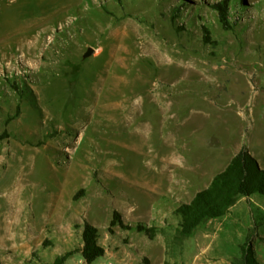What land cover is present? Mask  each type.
Wrapping results in <instances>:
<instances>
[{
  "label": "rangeland",
  "instance_id": "rangeland-1",
  "mask_svg": "<svg viewBox=\"0 0 264 264\" xmlns=\"http://www.w3.org/2000/svg\"><path fill=\"white\" fill-rule=\"evenodd\" d=\"M223 1L0 0V264H52L86 221L93 264H231L248 234L264 263L258 194L177 236L242 145L264 168V0H228L231 27Z\"/></svg>",
  "mask_w": 264,
  "mask_h": 264
},
{
  "label": "trees",
  "instance_id": "trees-1",
  "mask_svg": "<svg viewBox=\"0 0 264 264\" xmlns=\"http://www.w3.org/2000/svg\"><path fill=\"white\" fill-rule=\"evenodd\" d=\"M219 17L226 27L229 21V2L225 0L215 6ZM258 194L264 198V168L244 144L230 159L226 167L215 174L207 187L199 190L188 202H181L175 209L180 217L177 236L189 238L193 232L208 220L225 216L242 199ZM124 230H134L153 239L157 228L143 222L127 223L118 211H114L109 230L112 226ZM101 230L98 226L85 222L82 229V245L55 258L52 264H65L75 253L81 255L85 264H93L107 254V248L101 242ZM231 264H262L258 258L254 238L248 234L239 244V254ZM264 264V263H263Z\"/></svg>",
  "mask_w": 264,
  "mask_h": 264
},
{
  "label": "water",
  "instance_id": "water-1",
  "mask_svg": "<svg viewBox=\"0 0 264 264\" xmlns=\"http://www.w3.org/2000/svg\"><path fill=\"white\" fill-rule=\"evenodd\" d=\"M93 52H94V50H93V48H90L86 53H85V57H88V56H90L91 54H93Z\"/></svg>",
  "mask_w": 264,
  "mask_h": 264
},
{
  "label": "bare ground",
  "instance_id": "bare-ground-1",
  "mask_svg": "<svg viewBox=\"0 0 264 264\" xmlns=\"http://www.w3.org/2000/svg\"><path fill=\"white\" fill-rule=\"evenodd\" d=\"M11 3H16L18 0H10ZM15 194V193H14ZM13 196V195H12ZM16 196V195H15Z\"/></svg>",
  "mask_w": 264,
  "mask_h": 264
},
{
  "label": "crops",
  "instance_id": "crops-1",
  "mask_svg": "<svg viewBox=\"0 0 264 264\" xmlns=\"http://www.w3.org/2000/svg\"><path fill=\"white\" fill-rule=\"evenodd\" d=\"M211 181V180H210ZM210 183V182H209ZM208 186V185H207Z\"/></svg>",
  "mask_w": 264,
  "mask_h": 264
}]
</instances>
